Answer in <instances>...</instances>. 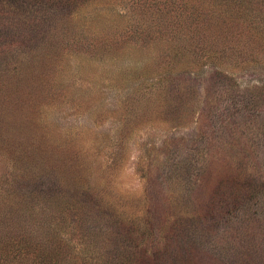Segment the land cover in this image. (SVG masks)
I'll return each instance as SVG.
<instances>
[{"label": "rangeland", "instance_id": "rangeland-1", "mask_svg": "<svg viewBox=\"0 0 264 264\" xmlns=\"http://www.w3.org/2000/svg\"><path fill=\"white\" fill-rule=\"evenodd\" d=\"M0 264H264V0H0Z\"/></svg>", "mask_w": 264, "mask_h": 264}]
</instances>
